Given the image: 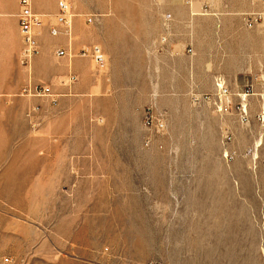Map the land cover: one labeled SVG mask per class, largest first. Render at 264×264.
I'll return each instance as SVG.
<instances>
[{
    "label": "rangeland",
    "instance_id": "rangeland-1",
    "mask_svg": "<svg viewBox=\"0 0 264 264\" xmlns=\"http://www.w3.org/2000/svg\"><path fill=\"white\" fill-rule=\"evenodd\" d=\"M70 1L77 81L42 80L58 102L32 99L28 175L0 170V264H264L259 99L248 126L234 110L264 77V31L243 16L259 0ZM93 46L104 68L81 56Z\"/></svg>",
    "mask_w": 264,
    "mask_h": 264
},
{
    "label": "crops",
    "instance_id": "crops-1",
    "mask_svg": "<svg viewBox=\"0 0 264 264\" xmlns=\"http://www.w3.org/2000/svg\"><path fill=\"white\" fill-rule=\"evenodd\" d=\"M259 5L252 11L261 10L260 1ZM33 9L43 16V23L35 29L40 51L32 64V78L55 84L60 76H76L70 67V58L57 56L62 61L50 58L56 48L67 50L72 46L75 50L76 46L74 31L72 42L64 35L53 36L50 33V28L56 24L58 0H33ZM19 11L18 0H0V170L6 177L4 180L9 182H22L28 175V165L24 160L28 146L27 113L34 104V100L20 94L28 84L30 74L19 61L23 47ZM46 61L47 66L44 65ZM35 103L41 104L43 108L48 104L44 99L36 100ZM44 114L43 111L42 115H37V119L43 118Z\"/></svg>",
    "mask_w": 264,
    "mask_h": 264
},
{
    "label": "built area",
    "instance_id": "built-area-1",
    "mask_svg": "<svg viewBox=\"0 0 264 264\" xmlns=\"http://www.w3.org/2000/svg\"><path fill=\"white\" fill-rule=\"evenodd\" d=\"M20 11L18 14L19 29L22 38L23 47L20 53V64L29 70L30 78L28 84L21 90V96L30 99H46L51 104L58 102V95L54 92L52 86L42 81H35L32 78V64L36 55L39 54L40 47L37 40L35 29L43 22V16L34 12L33 0H18ZM261 3V10L251 11L244 13V26L248 30H261L264 31V0H259ZM58 13L55 15L56 24L50 28V33L53 36L64 35L69 42H72L73 26L75 15L72 11L70 0H58ZM89 24L93 23V19L89 18ZM167 38H163V42H166ZM191 52V51H190ZM58 57L73 58L75 56L74 50L69 47L67 50H58ZM81 56L90 58L98 67L104 68L107 65V56L103 49L99 46H93L91 48H84L81 50ZM258 79V78H257ZM77 81V77L73 74L69 75L64 85L74 84ZM261 88L257 90L254 83L250 84L247 92L238 94L240 102L235 106V115L238 122L243 126H248L251 123V114L249 107V98L256 97L259 99L260 107L256 114V120L259 123L262 130H264V77L260 80ZM220 97L230 107H233V94L228 88H221ZM195 101H200V98L194 96ZM204 100H210L209 96H206ZM39 111V107H33L28 110L27 117L34 118V115ZM216 112H219L216 110ZM32 121V120H31ZM144 126L157 134H163L166 131V122L163 116L156 115L151 108L145 111ZM226 142H232L233 133L230 130L225 131L224 136ZM150 139L145 141V145H150ZM234 154L228 156V160L232 161ZM8 261V260H7Z\"/></svg>",
    "mask_w": 264,
    "mask_h": 264
}]
</instances>
